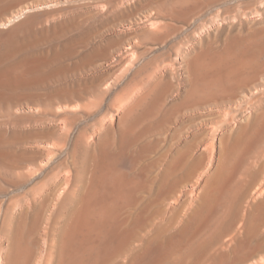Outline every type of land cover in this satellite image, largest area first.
<instances>
[{"label":"rangeland","instance_id":"1","mask_svg":"<svg viewBox=\"0 0 264 264\" xmlns=\"http://www.w3.org/2000/svg\"><path fill=\"white\" fill-rule=\"evenodd\" d=\"M61 1L60 10L44 23L76 17L85 32L83 37L73 31L54 40L59 50L48 66L60 69L64 80L55 77L0 87V129L7 139L0 144V264L12 221L22 224L20 217L30 221L42 205L32 260L44 259L47 264L48 243L69 209L74 167L79 169L87 159L77 144L80 137L88 142L90 156L99 159L97 140L109 127L118 139L123 109L147 89H153L151 106L136 122L142 133L133 135L126 146L133 151L132 163L123 161L119 148L102 149L109 163L138 184L136 197L122 210L129 223L143 212L125 249L112 262L121 264L157 228L175 240L180 219L197 203L204 206L200 226L186 223L180 264H243L235 259L237 250L256 243L262 245L257 254L264 256V205L258 206L264 201V0ZM179 4L183 13L173 9H181ZM66 38L71 45L62 48ZM32 49L23 48L18 55L44 53ZM210 58L215 65L218 62L215 74L227 67L230 76L217 79L209 73L202 80L193 75L190 81L193 70L188 71L185 60L199 72ZM75 66L83 71H73ZM70 100L71 107L65 109ZM246 121L251 127L240 130ZM50 128L55 130L50 136L53 148L41 147L38 139L24 142L22 138L29 131ZM216 170L222 186L206 201V182ZM241 189L243 208L230 222L226 201ZM63 190L69 192L64 194L67 198L61 196ZM172 208L178 211L170 219ZM255 221L261 224L258 232L252 228Z\"/></svg>","mask_w":264,"mask_h":264},{"label":"bare ground","instance_id":"2","mask_svg":"<svg viewBox=\"0 0 264 264\" xmlns=\"http://www.w3.org/2000/svg\"><path fill=\"white\" fill-rule=\"evenodd\" d=\"M61 2V0H0L1 88L3 86L17 87L20 85H25L23 83L28 81L39 82L47 79H55V77H61L64 80L65 74L62 72H57L60 69L56 70V67L48 66L53 62L51 60H54L55 53L57 52V50H59L57 49L59 46L54 43V40H56V38L59 36L67 37L71 35L73 31H77L79 36L83 37L85 36V32H83V26L80 24V18L78 19L76 17H69L63 19L61 18L56 21H48L50 22L48 24L44 23L45 20H49V17H52V15H54L58 10H60L59 8ZM178 6H181V4H179ZM182 6L181 9L177 7L173 9L177 13H183ZM187 10L188 9H186V11ZM70 45L71 39L66 38V40L62 43L61 47L68 48V46ZM23 48H40L43 50L44 53L38 55L36 53L34 54L32 52H29L18 55L19 51ZM39 52H41V50ZM49 52H52L53 55L50 56L51 53L49 54ZM204 58L201 60L202 62ZM187 59L185 60V65L187 66L188 71L193 70V73L189 72L188 74V78L190 79V81L193 80V75L195 76V79L197 78L198 80L205 79V76L209 75V73L217 75V79H226L230 76V72L228 70L225 71L227 67H225L224 71L222 70L221 73H214L215 69H217L216 67L218 65V62L217 65L212 63L213 58L208 59V62L205 61L201 68L202 70L199 69V72L195 68L193 69V66L191 69V66H189V61ZM230 61L231 60H229L228 62ZM43 66H47V68L50 69H41V71L43 72H39L38 69ZM200 66L201 64L198 68H200ZM237 66L240 67L239 65ZM82 69L83 68L81 66H75L72 70L81 71ZM194 71L198 73H195ZM213 74L212 77L214 76ZM212 83L210 82V84ZM152 91L153 89H147V91L137 96L133 100V102L130 103V105L128 104L129 106H125V109H123L122 115L120 116L117 123V140L115 139V136L112 135L110 127L107 129L106 133H104V135H102L97 140L98 151L100 152L99 159H93V155L90 156L92 153H90V147L88 146V142H86L84 138L80 137L82 140H80L77 144H79V146L81 147L80 149H83V152L86 153L88 157L86 156L87 159L84 160L81 166H78L79 169L74 167V187H71L72 191L68 195L69 209L67 213L65 212L66 214L62 219L61 225L56 231L54 240L51 244L48 243L49 248H47V250L48 252L50 251L51 254L49 258L46 259L47 261L45 260L47 264H114V262H112L114 261L112 260L114 256L118 253H122V250L125 249L127 238L130 237L129 234H131L130 232L135 229V225L138 224L139 220H141L143 216V212H141L140 214L138 213L134 215L136 217L134 218L133 223H129L130 217L126 215V212L122 211L125 205L131 203L136 197L138 192V184L133 181L131 177L129 178L125 172L120 171L113 163H109L105 159L102 149L106 146L110 148H119L123 161H128V163L130 164L132 163L133 151L127 149L126 146L130 145L132 141L131 137L133 135L142 133L141 129H137L136 122L139 121L138 119H141L142 117L144 118V114L148 111V107L151 106L150 96L152 94ZM79 98L81 101H83L82 97ZM66 102L65 109L70 108V102H72V100L67 103ZM80 105L81 107H83L84 103ZM51 108L54 109L53 106ZM57 112H59V110ZM248 127H251V123L249 121H246L244 124L240 125V130H243ZM54 131L55 130L51 128L43 129L40 131H29L25 133L22 138L24 142H30L34 139H38V141L42 144V146L40 144L41 147L44 146L48 148H53L54 143L50 142V136L51 133L53 134ZM261 131L262 130H258V132ZM225 138H228V136H224L222 142H224ZM5 142H7V139L5 138L4 132L0 129V144H3ZM8 154H13V152H9ZM26 154V157L32 156L29 153ZM0 156L3 155H1L0 153ZM37 157L38 156H36V158ZM36 161L38 160L36 159ZM39 162H37L36 164L38 167L40 166ZM178 164V161L169 164V166L164 170V174H167L168 172H170V170H173L172 168L176 167ZM218 173L219 170H216L214 174L207 180V182L205 181L206 201L210 200L216 192H219L222 186L218 178ZM68 181L69 183L67 184H70L71 186L72 180L70 181L69 178L67 182ZM67 184H65V187L69 186ZM75 186L77 187V189L75 188ZM231 186L233 187V184ZM65 192H67V190H63L61 192V196H64ZM243 193L244 191H242L241 189L240 193L233 194L234 196H232L229 200L226 198V204L228 205V208H230L229 210H227L226 214L228 218L227 220H229L230 222L236 221V218L238 217L243 208ZM64 197L67 198L66 196ZM160 197L161 196H159V198ZM65 198H63L64 201ZM262 204L264 205V201L260 202L258 206ZM202 207H204L202 206V204L197 203L187 214L186 218L183 217L182 219H180V226L174 232L175 240H171L165 237L163 232L159 231V228H157L151 234L145 237L141 242H139L140 244L137 245V247L132 253H130L129 256L127 255L128 257L125 258L124 261L121 262V264H164V262L167 260L170 262L169 264H180L184 251V238H182V235L186 229V223L189 224L190 222L196 224L197 229L200 226L199 220L201 216L199 215L200 213H202ZM171 211L172 216L170 217V219H172L176 215V212L178 210L172 208ZM43 212L44 206L42 205L32 215L30 221H25V217H20V219L22 220V224L19 221H12V224L9 226L8 244L3 258V264H43L44 259L41 261L38 260L37 262H33L32 260L35 252L33 244L36 242V238L33 236L39 229L38 226L39 223L41 224L40 219L42 218ZM220 213L221 215L223 214L222 211ZM3 220L4 219H2V221ZM15 220H17V218ZM10 223L11 222L9 221V224ZM159 225L162 226L163 224L159 223ZM260 225V221H255L252 227L253 231H257L260 228ZM194 234L196 235V230ZM260 246H262L260 243L244 245L243 248L237 250L235 254V259L239 261V263L242 262L243 264H264V256H262V254H257ZM260 251L262 252V250ZM109 261L111 263H109ZM118 264H120V262Z\"/></svg>","mask_w":264,"mask_h":264}]
</instances>
